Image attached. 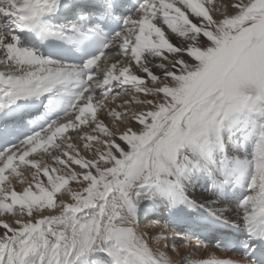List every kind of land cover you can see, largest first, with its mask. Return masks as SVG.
<instances>
[{
  "label": "snow or ice",
  "instance_id": "snow-or-ice-1",
  "mask_svg": "<svg viewBox=\"0 0 264 264\" xmlns=\"http://www.w3.org/2000/svg\"><path fill=\"white\" fill-rule=\"evenodd\" d=\"M0 264H264V0H0Z\"/></svg>",
  "mask_w": 264,
  "mask_h": 264
},
{
  "label": "bare ground",
  "instance_id": "bare-ground-1",
  "mask_svg": "<svg viewBox=\"0 0 264 264\" xmlns=\"http://www.w3.org/2000/svg\"><path fill=\"white\" fill-rule=\"evenodd\" d=\"M183 249H185V248H183ZM192 250L194 252H198L200 254V255L194 254L195 255L194 258L207 257V256H209L214 251V250H212L210 248L207 251H196L194 249H192ZM217 255H221V254L217 253Z\"/></svg>",
  "mask_w": 264,
  "mask_h": 264
},
{
  "label": "rangeland",
  "instance_id": "rangeland-1",
  "mask_svg": "<svg viewBox=\"0 0 264 264\" xmlns=\"http://www.w3.org/2000/svg\"><path fill=\"white\" fill-rule=\"evenodd\" d=\"M57 214H58V210H57ZM188 251V252H187ZM186 253H191L192 254V258H194V254H197V255H200L198 252H194L192 249H190V248H185V249H183V248H181V254L182 255H184V254H186Z\"/></svg>",
  "mask_w": 264,
  "mask_h": 264
}]
</instances>
